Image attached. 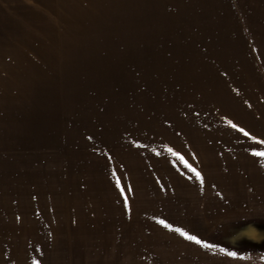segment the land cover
Instances as JSON below:
<instances>
[{
	"label": "rangeland",
	"instance_id": "obj_1",
	"mask_svg": "<svg viewBox=\"0 0 264 264\" xmlns=\"http://www.w3.org/2000/svg\"><path fill=\"white\" fill-rule=\"evenodd\" d=\"M229 120L264 139V0H0V264H264Z\"/></svg>",
	"mask_w": 264,
	"mask_h": 264
},
{
	"label": "snow or ice",
	"instance_id": "obj_2",
	"mask_svg": "<svg viewBox=\"0 0 264 264\" xmlns=\"http://www.w3.org/2000/svg\"><path fill=\"white\" fill-rule=\"evenodd\" d=\"M228 123L231 125L233 129H236L238 132L243 133L245 137H249L252 141L255 143L253 145H249L250 148H252V154L254 156H264V150H258L260 146L264 145V139H258L257 136L252 135L251 133L247 132L244 127H239L237 124L233 123L231 120L228 121ZM89 139H92V137H89ZM169 152L172 151L171 148L168 149ZM175 155L179 156L180 159L183 161L184 157L180 156L179 153H174ZM185 166L190 169L192 172L196 174L197 177L201 176V173L197 171L195 167H193L191 164H189L187 161H184ZM117 186L120 187L121 194H124L125 188L124 186L120 185V180L117 179ZM128 191H131V188L128 187ZM124 203L125 205L128 204V198L127 195L124 196ZM159 223L163 225L165 228L175 231L179 233L182 237H185L189 241L195 242L197 245H201L203 248L208 249L215 247V245L209 244L203 239L199 238L197 235H190L188 231H186L182 227H173V224L167 223L165 220L161 219L159 220ZM221 251H226L225 249H221ZM226 255L228 257H232L234 259H244L245 257L238 256L237 252L234 251H226ZM33 264H40V260H34Z\"/></svg>",
	"mask_w": 264,
	"mask_h": 264
},
{
	"label": "crops",
	"instance_id": "obj_3",
	"mask_svg": "<svg viewBox=\"0 0 264 264\" xmlns=\"http://www.w3.org/2000/svg\"><path fill=\"white\" fill-rule=\"evenodd\" d=\"M232 217V216H231ZM263 227L264 228V221L262 224L260 223H247V224H242V225H239V226H223L225 228H219V233L221 232L222 234L219 235V246H220V249H229V250H235V249H231L229 248V244L232 243V242H236L237 241V235H235L236 233L239 234V233H246V237L249 239V235L248 233L251 231L252 228H255V227ZM233 233V234H232ZM228 234V235H226ZM247 239V240H248ZM249 246V245H248ZM251 248V247H249ZM224 258V257H223ZM257 261V260H256ZM254 260H244V261H237V259H234L232 257H227L223 260L219 259V264H257L259 262H256ZM259 264H262V263H259Z\"/></svg>",
	"mask_w": 264,
	"mask_h": 264
}]
</instances>
